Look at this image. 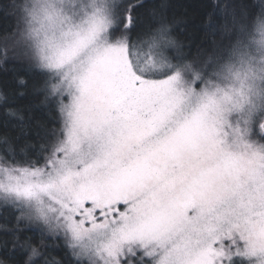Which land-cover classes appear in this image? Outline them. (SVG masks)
Masks as SVG:
<instances>
[{
    "label": "snow or ice",
    "instance_id": "1",
    "mask_svg": "<svg viewBox=\"0 0 264 264\" xmlns=\"http://www.w3.org/2000/svg\"><path fill=\"white\" fill-rule=\"evenodd\" d=\"M169 7L0 4V264H264V0Z\"/></svg>",
    "mask_w": 264,
    "mask_h": 264
},
{
    "label": "trees",
    "instance_id": "2",
    "mask_svg": "<svg viewBox=\"0 0 264 264\" xmlns=\"http://www.w3.org/2000/svg\"><path fill=\"white\" fill-rule=\"evenodd\" d=\"M11 0H0V4H9ZM169 16L176 21L175 36L187 45L197 42L198 33L196 26L204 20L203 0H167ZM16 19L11 12L0 11V45L4 42L8 32L14 30ZM10 43V42H9Z\"/></svg>",
    "mask_w": 264,
    "mask_h": 264
}]
</instances>
